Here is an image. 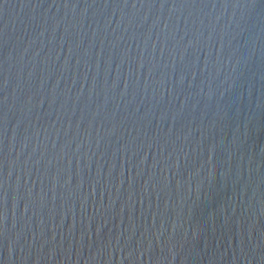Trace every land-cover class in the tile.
<instances>
[{"label":"water","instance_id":"obj_1","mask_svg":"<svg viewBox=\"0 0 264 264\" xmlns=\"http://www.w3.org/2000/svg\"><path fill=\"white\" fill-rule=\"evenodd\" d=\"M0 264H264V0H0Z\"/></svg>","mask_w":264,"mask_h":264}]
</instances>
